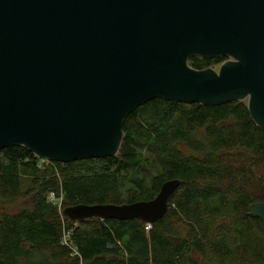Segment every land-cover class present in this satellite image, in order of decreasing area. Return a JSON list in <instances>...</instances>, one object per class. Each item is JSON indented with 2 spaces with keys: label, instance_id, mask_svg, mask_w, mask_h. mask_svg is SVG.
Here are the masks:
<instances>
[{
  "label": "water",
  "instance_id": "obj_1",
  "mask_svg": "<svg viewBox=\"0 0 264 264\" xmlns=\"http://www.w3.org/2000/svg\"><path fill=\"white\" fill-rule=\"evenodd\" d=\"M192 55L229 58L195 69ZM158 96L247 101L264 132V0H0V149L22 145L58 162L124 156V118ZM179 183L62 213L151 224ZM248 214L264 224V201Z\"/></svg>",
  "mask_w": 264,
  "mask_h": 264
},
{
  "label": "trees",
  "instance_id": "obj_2",
  "mask_svg": "<svg viewBox=\"0 0 264 264\" xmlns=\"http://www.w3.org/2000/svg\"><path fill=\"white\" fill-rule=\"evenodd\" d=\"M226 57L188 63L203 69ZM122 133L124 156L48 162L22 145L0 149V264H264V224L248 214L264 201V132L247 101L153 97L126 115ZM142 164L151 184L136 176L137 194L123 199L120 174ZM169 178L180 183L148 230L138 218H86L73 228L61 211L149 199ZM64 230L77 253L62 243Z\"/></svg>",
  "mask_w": 264,
  "mask_h": 264
},
{
  "label": "rangeland",
  "instance_id": "obj_3",
  "mask_svg": "<svg viewBox=\"0 0 264 264\" xmlns=\"http://www.w3.org/2000/svg\"><path fill=\"white\" fill-rule=\"evenodd\" d=\"M229 57L227 56L224 60L220 62H214L209 64L207 67H212L214 69H217V67L220 65L221 62L227 60ZM189 64V63H188ZM183 103V102H182ZM188 105V103H184ZM179 148L183 150L184 152H187V148L184 145H179ZM98 159V158H94ZM148 173V167L145 164H142L141 167L139 168H129L128 170L122 172L119 176L120 178V186H121V196L123 199L128 197L129 195H136L137 194V189L134 187L133 180L135 179L136 176L140 175L145 178V183L151 184V179L149 176H147ZM11 208L16 209V206L12 205ZM72 227L78 226V221L72 222Z\"/></svg>",
  "mask_w": 264,
  "mask_h": 264
},
{
  "label": "built area",
  "instance_id": "obj_4",
  "mask_svg": "<svg viewBox=\"0 0 264 264\" xmlns=\"http://www.w3.org/2000/svg\"><path fill=\"white\" fill-rule=\"evenodd\" d=\"M43 160H46L48 162L52 161V160H48V159H43ZM48 196H49V199L51 201L55 202L58 205V207L60 208V205H61V196L58 197V198H56L55 195L53 194V192H50ZM149 226H150V224H147L146 223V229L147 230H148ZM70 234H71V231L70 230H64L63 231L62 243L65 244V245H67V246H69V247H71L75 251V249L72 247V245H71V243L69 241Z\"/></svg>",
  "mask_w": 264,
  "mask_h": 264
},
{
  "label": "crops",
  "instance_id": "obj_5",
  "mask_svg": "<svg viewBox=\"0 0 264 264\" xmlns=\"http://www.w3.org/2000/svg\"><path fill=\"white\" fill-rule=\"evenodd\" d=\"M63 214V213H62ZM65 216V215H64ZM145 226H146V223H145ZM147 230V229H146Z\"/></svg>",
  "mask_w": 264,
  "mask_h": 264
}]
</instances>
